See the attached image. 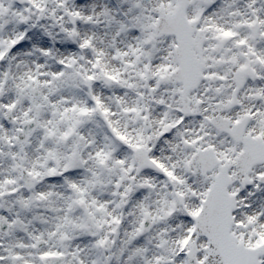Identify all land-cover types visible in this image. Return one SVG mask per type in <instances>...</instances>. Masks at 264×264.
I'll return each mask as SVG.
<instances>
[{
	"label": "snow or ice",
	"instance_id": "6c2138e0",
	"mask_svg": "<svg viewBox=\"0 0 264 264\" xmlns=\"http://www.w3.org/2000/svg\"><path fill=\"white\" fill-rule=\"evenodd\" d=\"M0 264H264V0H0Z\"/></svg>",
	"mask_w": 264,
	"mask_h": 264
}]
</instances>
